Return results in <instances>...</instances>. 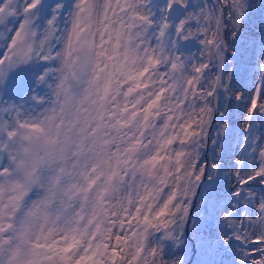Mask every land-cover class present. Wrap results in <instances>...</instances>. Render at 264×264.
Masks as SVG:
<instances>
[{"label": "snow or ice", "instance_id": "6c2138e0", "mask_svg": "<svg viewBox=\"0 0 264 264\" xmlns=\"http://www.w3.org/2000/svg\"><path fill=\"white\" fill-rule=\"evenodd\" d=\"M264 264V0H0V264Z\"/></svg>", "mask_w": 264, "mask_h": 264}, {"label": "rangeland", "instance_id": "374dc122", "mask_svg": "<svg viewBox=\"0 0 264 264\" xmlns=\"http://www.w3.org/2000/svg\"><path fill=\"white\" fill-rule=\"evenodd\" d=\"M190 264H195L196 262V255H195V242L193 241L190 245V253L188 257Z\"/></svg>", "mask_w": 264, "mask_h": 264}]
</instances>
